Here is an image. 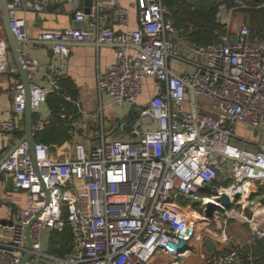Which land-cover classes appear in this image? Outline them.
I'll use <instances>...</instances> for the list:
<instances>
[{
  "label": "built area",
  "instance_id": "built-area-1",
  "mask_svg": "<svg viewBox=\"0 0 264 264\" xmlns=\"http://www.w3.org/2000/svg\"><path fill=\"white\" fill-rule=\"evenodd\" d=\"M7 1L31 81L35 158L23 141L0 164V190L8 175L27 197V206L18 207L13 220L0 221V264H21L29 251V236L32 250L26 264H151L159 251L177 260L189 253L195 229L181 199L207 196L203 203L218 204L219 196L231 189L236 191L227 193L233 206L249 207L252 191L264 182V145L251 148L250 140L237 131L241 126L251 132L264 127V27L254 37L248 24L234 31L232 16H224L220 9L217 19L225 31L218 41L198 45L181 36L174 11L163 0H134L130 6L119 0H95L90 13L76 12L77 22H93L39 32L37 40L56 43L54 51L63 62L72 58L71 43L117 46V61L98 74L101 112L105 95L118 109L146 100L138 105V123L144 129L135 127L129 138L113 137L102 123L96 145L77 142L73 155L63 159L57 148L51 150L52 145L37 135L58 116L67 118L64 112L40 113L50 95L60 94L65 75L54 68L41 84L34 80L41 63L27 53L31 30L20 16L28 10L43 12L44 4ZM133 9L139 12L138 29L107 25L128 24ZM1 13L0 2L4 34ZM8 50L5 37L0 38V72L7 70L12 57ZM25 92L22 79H17L11 89L12 105L0 119L1 133L24 131ZM6 154H0V162ZM221 178L231 184L217 186ZM237 213L235 217L252 223V241L264 240L259 216ZM67 227L72 234L70 251L64 256L51 253L45 231L63 232ZM182 240L184 249L172 247ZM203 257L209 264H245L241 248L205 251Z\"/></svg>",
  "mask_w": 264,
  "mask_h": 264
},
{
  "label": "crops",
  "instance_id": "crops-1",
  "mask_svg": "<svg viewBox=\"0 0 264 264\" xmlns=\"http://www.w3.org/2000/svg\"><path fill=\"white\" fill-rule=\"evenodd\" d=\"M41 1L45 7L43 12L38 13L34 10H28L21 12L20 16L26 19L31 30L32 39L28 43L27 53L31 57L38 59L41 63L39 69L34 74V80L41 84V79L47 74L52 73L54 68L61 69L65 75L61 80L62 90L60 94L53 95L54 100L59 99L61 103L60 107H57L56 103H51L48 98L40 109V113L43 115L50 113L60 114L61 112L67 114L66 119L58 116L57 121L64 123L65 126L71 127L69 138L61 144H52V146L58 149L61 158H70L73 155L74 146L77 142H84L88 146L96 145L99 142L102 123L106 132L108 134L112 133L114 135L113 137L129 138L133 136L131 134L132 131L128 132L123 128L131 120V116L137 118L136 129H144L145 126L138 123V105L144 103L146 101L145 98L140 99L138 105H128L125 108L118 109L111 105V99L105 95L103 96L102 103L104 106L103 111L101 112L99 109L101 106V96L98 91V74L105 71L107 67L117 61V47L115 45L97 44L95 42L71 43L69 48L72 53V58L63 62L61 56L54 51V46L41 44L37 40L39 32L65 30L71 26L84 27V25L93 22L94 20L90 19L91 21H88V23L84 22L83 24L81 22V24H78L76 12L80 9H83L85 12L91 10L95 0ZM133 2L134 0H119V3L123 6H130ZM106 23L116 30H136L140 25L139 12L137 9L132 10L128 24ZM4 37L6 39V35L0 34L1 39ZM8 51L11 52L10 49ZM132 52H136V50L132 49ZM8 61L7 70L0 72L1 120L6 117V111L12 105V86L17 79L21 78L19 71L10 72L8 70V67L17 68L12 57ZM151 86L152 90L157 93L158 90L153 87V84ZM60 95L69 97L70 100H65ZM56 107L58 109L60 108L59 112H57L58 109ZM21 120L23 121L24 131L16 134L0 132L1 155L11 150L23 138L25 134L24 116ZM239 129L246 130L242 126ZM121 130L124 131L121 132ZM244 138L250 140L249 146L251 148H259L260 145H264V127L255 132L249 131ZM224 181L221 178L218 185L222 186ZM252 194L254 195L249 202V207L246 210H243L242 207L239 209L250 217L253 213L251 207L264 196V182H259L258 186L252 191ZM0 195V221L13 220L17 208L27 206L26 193L15 189L11 177L8 175L3 177ZM255 213L259 216L260 223L264 228V206L261 205ZM237 215L239 213L236 210L229 213V223L226 227V235L224 237L213 234L210 237H203V235L198 236L194 234L188 254L174 260L169 254L159 251L152 258L151 264H209V260L203 257V253L208 251L204 243L205 238H211L216 243L214 251H221L225 248H241L245 264H264V240L252 241V223L238 219L235 217ZM213 216L218 217L216 214ZM202 220L199 221L202 222ZM205 223L207 222L202 224ZM53 232L45 231L43 237L45 244L51 253L62 256L52 248L51 239ZM57 247H60V245ZM69 251H64L63 254Z\"/></svg>",
  "mask_w": 264,
  "mask_h": 264
},
{
  "label": "trees",
  "instance_id": "trees-1",
  "mask_svg": "<svg viewBox=\"0 0 264 264\" xmlns=\"http://www.w3.org/2000/svg\"><path fill=\"white\" fill-rule=\"evenodd\" d=\"M229 1L227 2L229 3ZM163 2L174 11L176 26L181 36L195 44L208 45L214 43L218 41L220 33L225 31V26L217 19L221 2L218 4H216V0H163ZM252 3L257 6L250 12L253 25H248L251 27L254 37L260 35L263 31L264 2L256 1ZM49 101L53 104L56 103L57 107L61 105L59 99L54 100L53 94L49 96ZM59 110L60 108L57 112ZM58 118L54 120L49 128L39 134L40 141L52 145L61 144L69 138L71 127L57 121ZM51 241L52 248L64 256V251L71 249L72 234L70 229L67 227L63 232L54 231ZM58 245L60 247H57Z\"/></svg>",
  "mask_w": 264,
  "mask_h": 264
},
{
  "label": "water",
  "instance_id": "water-1",
  "mask_svg": "<svg viewBox=\"0 0 264 264\" xmlns=\"http://www.w3.org/2000/svg\"><path fill=\"white\" fill-rule=\"evenodd\" d=\"M1 5H2V13H1V18L3 22V28H4V34L6 35V42L8 44V47L11 51L12 59L14 64L17 67V70L19 71V74L21 76V79L25 85V94H26V108H25V113H24V118H25V134L23 138L11 149L7 152L6 156L1 160L0 164L3 163L4 159L9 156L23 141H27L31 153L33 157L35 158V147H34V136H33V120H34V112L32 109L31 105V100H32V92H31V81L28 78V72L24 67L23 61H22V54L20 52V40L14 35L12 28H11V20H10V13H9V8H8V1L7 0H0ZM91 10H88L86 13H90ZM78 24H81L79 22ZM233 41H236L233 39ZM41 44L47 45V46H54L56 43L52 42H41ZM116 46V45H115ZM117 47V46H116ZM53 51V50H52ZM193 100H195L194 94H192ZM195 110V109H194ZM121 123V122H120ZM127 123V122H126ZM137 123V118L131 116V120L123 126V128L131 132L135 129V125ZM122 126V125H121ZM55 146H51V150H55ZM254 194L250 195L249 200H252V196ZM218 202L220 203H215V202H208L206 205V217H211L214 215V212L216 210L222 212L223 214L229 210L233 206L230 197L228 196L227 193H223L221 196L218 198ZM263 205L264 206V196L261 197L256 203L253 204L251 207V210L253 213L258 211L259 207ZM29 240V251L27 252L25 258L21 262V264H26L29 259L31 258V250H32V243L30 236L28 238ZM204 243L206 245V248L209 252H213L216 248V243L211 239V238H205ZM172 247L176 249H184L186 247V240H182L178 245L172 244Z\"/></svg>",
  "mask_w": 264,
  "mask_h": 264
},
{
  "label": "rangeland",
  "instance_id": "rangeland-1",
  "mask_svg": "<svg viewBox=\"0 0 264 264\" xmlns=\"http://www.w3.org/2000/svg\"><path fill=\"white\" fill-rule=\"evenodd\" d=\"M228 0H216V4L221 2L220 9L223 11L224 16H232V29L234 31H237L242 24H250L253 25L251 21V15L250 12L256 8L254 3H247L244 0H230L229 3ZM264 2L263 0H260ZM194 2V1H193ZM262 4V3H261ZM219 9V10H220ZM180 65V64H179ZM172 66L177 67L175 61H172ZM203 100V98H201ZM124 130H121L123 132ZM238 134L240 137H245L249 131L242 130L238 128ZM231 182L224 181V186H229ZM217 186H220L216 184ZM206 195V194H205ZM207 199V196H204L203 199H181L180 202L183 204H187V208L189 209L190 214L194 213V215H201L204 220L199 221L194 229V234L196 235H203V237H210L211 234L222 236L224 237L226 235V227L228 226L229 219H228V213L227 214H219L218 217L211 216L206 217V205L203 203ZM203 201V202H202ZM198 202V203H197ZM191 205V206H188ZM240 206H232L229 208V213L233 212V210L239 211ZM198 213V214H197ZM216 214V211L214 212V215ZM206 218V219H205ZM209 220V221H208ZM204 222H207L205 224H202ZM193 234V235H194Z\"/></svg>",
  "mask_w": 264,
  "mask_h": 264
},
{
  "label": "bare ground",
  "instance_id": "bare-ground-1",
  "mask_svg": "<svg viewBox=\"0 0 264 264\" xmlns=\"http://www.w3.org/2000/svg\"><path fill=\"white\" fill-rule=\"evenodd\" d=\"M226 192L228 193V194H230V195H234L235 193H236V191L235 190H231V189H229V190H226ZM216 215H218V214H216ZM189 216H191V218H192V223H195V226H196V224L199 222V220H202V219H204L201 215H194V213H192L191 215H189ZM206 219V218H205Z\"/></svg>",
  "mask_w": 264,
  "mask_h": 264
}]
</instances>
